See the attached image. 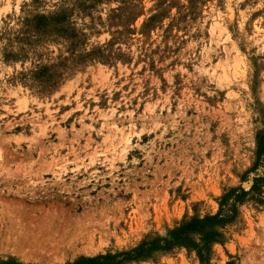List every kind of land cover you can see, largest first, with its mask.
I'll list each match as a JSON object with an SVG mask.
<instances>
[{
	"label": "rangeland",
	"instance_id": "1",
	"mask_svg": "<svg viewBox=\"0 0 264 264\" xmlns=\"http://www.w3.org/2000/svg\"><path fill=\"white\" fill-rule=\"evenodd\" d=\"M263 131L264 0H0V264L129 252L237 187L216 235L119 264H264Z\"/></svg>",
	"mask_w": 264,
	"mask_h": 264
},
{
	"label": "trees",
	"instance_id": "2",
	"mask_svg": "<svg viewBox=\"0 0 264 264\" xmlns=\"http://www.w3.org/2000/svg\"><path fill=\"white\" fill-rule=\"evenodd\" d=\"M262 159L264 160V131L259 135L255 166H258ZM246 193L247 192L242 188H232L223 196L220 202V210L216 214L207 215L201 218L193 217L190 220L181 223L178 227L154 238L149 244L143 243L129 252L118 255H101L94 258H81L72 264H119L125 259L139 258L148 250H169L176 245L188 246L192 243L191 235L194 233H203L205 231L204 239L214 236L217 232H212L211 230H207V228L231 222L236 215V203L239 202ZM230 198H233L234 202L230 208V212L225 213L223 211V206L227 204ZM119 257L122 258L119 259Z\"/></svg>",
	"mask_w": 264,
	"mask_h": 264
},
{
	"label": "bare ground",
	"instance_id": "3",
	"mask_svg": "<svg viewBox=\"0 0 264 264\" xmlns=\"http://www.w3.org/2000/svg\"><path fill=\"white\" fill-rule=\"evenodd\" d=\"M126 137V136H125ZM121 138V137H120Z\"/></svg>",
	"mask_w": 264,
	"mask_h": 264
}]
</instances>
